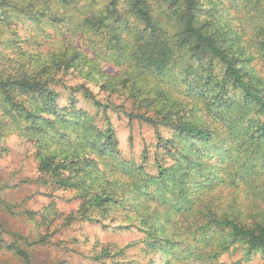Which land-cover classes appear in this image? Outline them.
<instances>
[{
    "label": "trees",
    "instance_id": "16d2710c",
    "mask_svg": "<svg viewBox=\"0 0 264 264\" xmlns=\"http://www.w3.org/2000/svg\"><path fill=\"white\" fill-rule=\"evenodd\" d=\"M19 25L34 31L37 49L22 46ZM50 30L62 39L45 52L40 40ZM105 59L122 74L104 73ZM88 84L124 96L133 105L125 115L154 129L155 174L146 171L147 152L139 164L120 156L111 105ZM78 95L101 112L102 126L77 107ZM11 136L32 144L40 185L77 193L81 204L70 221L105 226L112 210L125 211L133 218L115 229H140L149 251L183 250L201 264H214L235 245L245 247L247 262L264 255V217L219 208L213 195L247 188L264 202V4L0 0V142ZM124 187L133 194L129 202L117 194ZM184 234L192 247L185 248ZM9 250L32 264L20 246Z\"/></svg>",
    "mask_w": 264,
    "mask_h": 264
},
{
    "label": "rangeland",
    "instance_id": "374dc122",
    "mask_svg": "<svg viewBox=\"0 0 264 264\" xmlns=\"http://www.w3.org/2000/svg\"><path fill=\"white\" fill-rule=\"evenodd\" d=\"M33 33L28 25H19L23 47L37 49ZM48 33L49 37L40 40L41 49L45 52L62 39L53 30ZM65 37L68 38L69 35ZM75 44L80 46L77 38ZM100 63L104 73L112 76L122 74V68L112 61L105 59ZM66 78L71 85L83 82L76 77ZM87 86L98 100L111 105L108 115L118 140L120 156L139 164L143 154L147 152L149 163L146 171L155 174L153 155L157 140L154 129L125 115L124 112L133 111V105L124 96L103 92L96 85ZM60 91L62 93L60 104L67 105L69 96ZM77 100L78 108L96 115L100 126L104 124L102 114L95 106L86 102L80 95L77 96ZM161 133L164 137L173 136L170 129H162ZM167 163L171 165L173 160L167 158ZM38 178L32 144L18 136H11L0 142V264H26L23 259L9 250L10 245H18L29 253L32 264H150L151 262L165 264V261L171 264H201L192 259L186 260L183 250L166 255L161 251H149L142 243L146 234L140 229H115V226L126 224L128 214L131 219L133 218L125 211L112 210L105 222L108 225L105 226L80 219L70 221L71 217L78 215L80 208L81 201L77 193L71 190L52 191L40 185L37 182ZM121 180L124 184L131 181ZM129 190L128 187H124L117 194L125 196L129 202V198L133 196ZM213 195L216 197L214 204L219 208L229 209L235 206L248 219L264 217V202L247 188L239 190L220 188L215 190ZM8 207L10 209H7ZM26 212H31L34 216L30 217ZM111 219L115 221L110 223ZM165 221L166 216L163 222ZM168 230L171 231V228L168 227ZM184 235L189 238L185 248L192 247L195 241L189 235ZM174 238L177 239L176 235ZM245 253V247L235 245L214 264H264L262 253L255 254L249 262L244 260Z\"/></svg>",
    "mask_w": 264,
    "mask_h": 264
},
{
    "label": "clouds",
    "instance_id": "9594fccd",
    "mask_svg": "<svg viewBox=\"0 0 264 264\" xmlns=\"http://www.w3.org/2000/svg\"><path fill=\"white\" fill-rule=\"evenodd\" d=\"M261 3L264 4V0H261Z\"/></svg>",
    "mask_w": 264,
    "mask_h": 264
}]
</instances>
